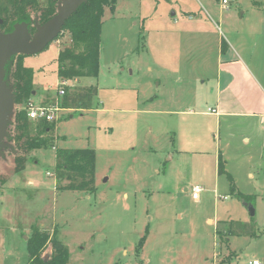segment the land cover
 I'll return each instance as SVG.
<instances>
[{
    "label": "rangeland",
    "instance_id": "rangeland-1",
    "mask_svg": "<svg viewBox=\"0 0 264 264\" xmlns=\"http://www.w3.org/2000/svg\"><path fill=\"white\" fill-rule=\"evenodd\" d=\"M226 1L105 7L98 76L69 80L54 148L30 151L19 172L15 148L0 157V264H27L34 228L66 246V264H264V130L209 112L232 79L223 63L238 60V80L264 83V0ZM71 45L61 32L22 59L36 105L64 101L57 55ZM83 148L95 152L94 192L56 178V149ZM219 157L246 201L218 174ZM51 252L48 240L42 256Z\"/></svg>",
    "mask_w": 264,
    "mask_h": 264
},
{
    "label": "trees",
    "instance_id": "trees-1",
    "mask_svg": "<svg viewBox=\"0 0 264 264\" xmlns=\"http://www.w3.org/2000/svg\"><path fill=\"white\" fill-rule=\"evenodd\" d=\"M56 0H16V22L28 21L33 14L39 13V5L42 3L45 10L41 12V19H48L55 12ZM118 0H87L70 15L63 27L62 34L67 33L71 39V47L64 48L57 55V76L61 80L75 78L97 77L99 73L100 34L102 16L105 7L114 8ZM39 16V15H38ZM26 55H16L6 65V80L10 79L13 85L14 100L23 107L17 109L14 114L12 133L8 141L14 143L15 170L21 171L25 167L28 153L33 150L54 148L50 131L54 122L45 120L33 121L27 116L25 105L32 96L33 70L25 67L22 59ZM15 62V63H14ZM93 89L88 88L85 93L76 94L72 102H77L79 96L90 97ZM66 95V93H65ZM64 95V96H65ZM81 98V97H80ZM69 99L66 95L61 103V108H68ZM13 145V144H12ZM56 178L60 182L67 181L64 189L94 192L95 152L91 148L83 149H56ZM218 174H225L230 182L231 191L247 200L244 195L236 190L233 179L224 169V163L219 157L217 162ZM61 184V183H60ZM51 242L52 252L42 256V251L47 241ZM142 240H140L141 243ZM26 251L27 264H66L68 250L55 237H49L48 233L34 228L27 238Z\"/></svg>",
    "mask_w": 264,
    "mask_h": 264
},
{
    "label": "water",
    "instance_id": "water-1",
    "mask_svg": "<svg viewBox=\"0 0 264 264\" xmlns=\"http://www.w3.org/2000/svg\"><path fill=\"white\" fill-rule=\"evenodd\" d=\"M87 0H59L55 14L42 24H35L36 30L31 36L28 24L24 21L16 22L14 29L7 33H0V157L5 149L13 150V145L7 140L8 127L15 114L13 85L6 81V65L14 55H32L43 50L61 33L66 19ZM34 93V92H33ZM250 215L254 209L248 205Z\"/></svg>",
    "mask_w": 264,
    "mask_h": 264
},
{
    "label": "crops",
    "instance_id": "crops-1",
    "mask_svg": "<svg viewBox=\"0 0 264 264\" xmlns=\"http://www.w3.org/2000/svg\"><path fill=\"white\" fill-rule=\"evenodd\" d=\"M219 58H221V56H219ZM236 66L245 71L238 60L228 61L220 66L224 68L225 72L231 76L232 79H230V81L228 80L224 88L219 92L216 98V109L211 108L209 112L220 117L237 118L241 123L240 126L244 130H255V133L258 134V129H256L255 126L264 130V83L259 81L257 77L253 79L249 76H246L245 79L238 80L237 76H235ZM210 110H214V112ZM251 121H254L255 125ZM241 138L246 143L250 142V137L247 135H243ZM262 139L264 140V135ZM260 144L261 148L264 149V142ZM229 174L233 179L236 190L246 195L238 189L232 174ZM209 220L212 221V219H208V221Z\"/></svg>",
    "mask_w": 264,
    "mask_h": 264
},
{
    "label": "built area",
    "instance_id": "built-area-1",
    "mask_svg": "<svg viewBox=\"0 0 264 264\" xmlns=\"http://www.w3.org/2000/svg\"><path fill=\"white\" fill-rule=\"evenodd\" d=\"M226 0H222V4H226ZM69 83V80H61L60 84L57 87V93L59 96H64L66 93V85ZM27 116L30 120L38 121L45 120L48 122H54L57 117V113L61 110L58 102H50L45 105H36L31 99L25 105ZM214 112V110H210ZM203 190L201 186L195 185L191 188V197L199 199L200 192ZM252 264H259L256 260L252 261Z\"/></svg>",
    "mask_w": 264,
    "mask_h": 264
},
{
    "label": "flooded vegetation",
    "instance_id": "flooded-vegetation-1",
    "mask_svg": "<svg viewBox=\"0 0 264 264\" xmlns=\"http://www.w3.org/2000/svg\"><path fill=\"white\" fill-rule=\"evenodd\" d=\"M58 1L59 0L55 1V12ZM39 7H40L39 13L38 14L34 13L33 14L34 16L30 17L28 21H25L28 24V31L31 36L34 35V32L36 30L35 24H42L43 22H45L55 14L54 12L48 19L42 20L40 14L45 10V6L41 3ZM15 25H16V0H0V33H7L12 31ZM12 57L16 58V55Z\"/></svg>",
    "mask_w": 264,
    "mask_h": 264
}]
</instances>
